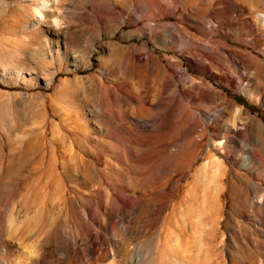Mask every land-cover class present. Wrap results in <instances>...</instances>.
Wrapping results in <instances>:
<instances>
[{
	"label": "rangeland",
	"instance_id": "374dc122",
	"mask_svg": "<svg viewBox=\"0 0 264 264\" xmlns=\"http://www.w3.org/2000/svg\"><path fill=\"white\" fill-rule=\"evenodd\" d=\"M262 16L0 0V264H264Z\"/></svg>",
	"mask_w": 264,
	"mask_h": 264
},
{
	"label": "bare ground",
	"instance_id": "6f19581e",
	"mask_svg": "<svg viewBox=\"0 0 264 264\" xmlns=\"http://www.w3.org/2000/svg\"><path fill=\"white\" fill-rule=\"evenodd\" d=\"M262 18H264V16H262ZM174 37L172 36V39H173ZM146 56L150 59V58H152V59H154L155 60V58H154V56H153V54L150 52V50L149 49H147L146 48ZM148 60V59H147ZM149 61V60H148ZM170 80H172V79H170ZM210 129H214V128H212V127H209V130ZM218 146H222L223 145V142H222V140H218L217 141V143H216ZM209 166L207 165V164H204L203 166H202V168H201V171H200V174H206V172H207V168H208ZM220 170V162H216V168H215V173L213 174V177H218V171ZM173 246H175V244H172Z\"/></svg>",
	"mask_w": 264,
	"mask_h": 264
}]
</instances>
